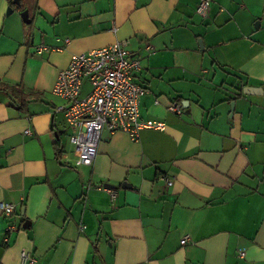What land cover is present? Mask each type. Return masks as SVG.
Masks as SVG:
<instances>
[{
  "label": "crops",
  "instance_id": "crops-1",
  "mask_svg": "<svg viewBox=\"0 0 264 264\" xmlns=\"http://www.w3.org/2000/svg\"><path fill=\"white\" fill-rule=\"evenodd\" d=\"M24 1L30 29L0 0V204L16 207L0 264H264V0H211L205 17L200 0ZM117 41L140 62V119L166 128L104 131L78 165L52 90L73 55Z\"/></svg>",
  "mask_w": 264,
  "mask_h": 264
},
{
  "label": "built area",
  "instance_id": "built-area-1",
  "mask_svg": "<svg viewBox=\"0 0 264 264\" xmlns=\"http://www.w3.org/2000/svg\"><path fill=\"white\" fill-rule=\"evenodd\" d=\"M211 0H200L197 14L205 17ZM264 22V15L262 17ZM113 31H117L113 28ZM66 39L65 43L69 44ZM47 50L40 47L39 53ZM140 62L126 48L125 43L115 42L107 47L72 56L67 69L61 71L52 93L64 101L56 112L62 113L72 129L70 142L76 164L92 166L97 158L99 144L104 131L110 136L126 134L134 143L139 142L144 130L164 131L166 124L140 119V101L145 89L135 82L134 73L140 69ZM90 85L89 93L81 97L84 85ZM168 110L174 115L184 114L181 101L172 102ZM30 134V131H26ZM167 185L172 181L166 179ZM114 198L115 191L100 186ZM1 214L12 217L16 207L10 203L0 204ZM84 228V227H83ZM189 237L181 241L185 244ZM36 259L30 252L21 253L20 264H34Z\"/></svg>",
  "mask_w": 264,
  "mask_h": 264
},
{
  "label": "water",
  "instance_id": "water-1",
  "mask_svg": "<svg viewBox=\"0 0 264 264\" xmlns=\"http://www.w3.org/2000/svg\"><path fill=\"white\" fill-rule=\"evenodd\" d=\"M13 4L19 6L20 5V0H13ZM8 13L11 14L12 13V9H9V12ZM22 18H23V21L25 23H27V24L30 23V20H29V17H28V12H23L22 13ZM200 45H201V48L203 49V45H202V42L201 41H200ZM256 90L257 89H254L252 87H245L243 89V92H244V94H253V93H256L255 92ZM182 103H183L184 107L187 109L188 108V103L187 102H182ZM231 106H232V113H233L234 112V103H232ZM104 187L107 188V189H110V190H114V187L111 186V185H108V184L105 185ZM123 188L126 189V188H129V187H127V184H123ZM24 215H25V212L23 210L22 213H21V216H22L21 221L24 222V228H25L26 227V224L29 223V221H25Z\"/></svg>",
  "mask_w": 264,
  "mask_h": 264
},
{
  "label": "trees",
  "instance_id": "trees-1",
  "mask_svg": "<svg viewBox=\"0 0 264 264\" xmlns=\"http://www.w3.org/2000/svg\"><path fill=\"white\" fill-rule=\"evenodd\" d=\"M25 2L26 1H24V0H20V5L19 6L15 5L13 3H11V6H12L13 9L18 10L21 13L28 12L30 23L29 24H25L26 25L25 27L30 29V27L32 26V15H31V10L28 9V8L26 9ZM32 97H33V95H31V94L24 95V97L22 98V103H21L22 105H21V107L22 106H25V103L27 102V99L29 100Z\"/></svg>",
  "mask_w": 264,
  "mask_h": 264
},
{
  "label": "rangeland",
  "instance_id": "rangeland-1",
  "mask_svg": "<svg viewBox=\"0 0 264 264\" xmlns=\"http://www.w3.org/2000/svg\"><path fill=\"white\" fill-rule=\"evenodd\" d=\"M9 9H11V7L7 8L6 10V15L8 14L9 12ZM7 19H9V21H17V19H19L21 22H22V25L23 27H25L26 25L23 23V18H22V13L18 10H15V13L14 14H11V15H7ZM71 130V129H70ZM68 139V138H67ZM70 152V151H69Z\"/></svg>",
  "mask_w": 264,
  "mask_h": 264
}]
</instances>
